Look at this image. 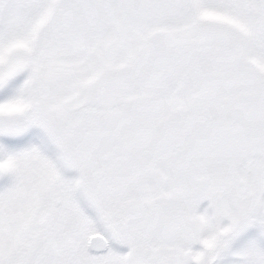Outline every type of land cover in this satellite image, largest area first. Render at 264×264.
Here are the masks:
<instances>
[{"label": "snow or ice", "instance_id": "snow-or-ice-1", "mask_svg": "<svg viewBox=\"0 0 264 264\" xmlns=\"http://www.w3.org/2000/svg\"><path fill=\"white\" fill-rule=\"evenodd\" d=\"M0 264H264V0H0Z\"/></svg>", "mask_w": 264, "mask_h": 264}]
</instances>
